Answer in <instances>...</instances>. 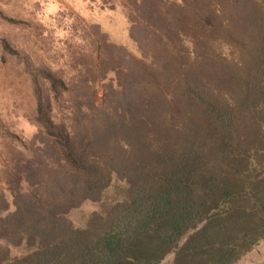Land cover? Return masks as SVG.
Segmentation results:
<instances>
[{"label": "trees", "instance_id": "trees-1", "mask_svg": "<svg viewBox=\"0 0 264 264\" xmlns=\"http://www.w3.org/2000/svg\"><path fill=\"white\" fill-rule=\"evenodd\" d=\"M123 6L139 56L93 26L105 94L73 89L5 174L0 264H234L264 239V0ZM114 180L120 202L69 217Z\"/></svg>", "mask_w": 264, "mask_h": 264}, {"label": "rangeland", "instance_id": "rangeland-1", "mask_svg": "<svg viewBox=\"0 0 264 264\" xmlns=\"http://www.w3.org/2000/svg\"><path fill=\"white\" fill-rule=\"evenodd\" d=\"M125 1L0 0V188L21 154L30 158V145L43 130L42 115L69 125L73 89L84 86L83 95L92 93L99 101L104 96L103 82L83 84L89 76L87 70L97 64L93 26L98 25L110 41L139 56L138 45L128 38ZM44 72L64 81L70 92L55 100ZM123 194L125 184L114 180L100 203H85L69 217L79 225L90 212L120 202ZM19 254L12 251L14 256ZM172 259L169 255L161 264H170ZM234 264H264V239Z\"/></svg>", "mask_w": 264, "mask_h": 264}]
</instances>
